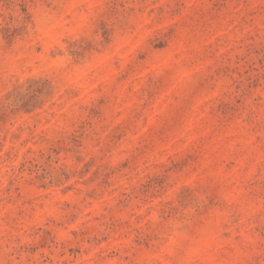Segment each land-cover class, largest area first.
<instances>
[{
	"label": "rangeland",
	"instance_id": "1",
	"mask_svg": "<svg viewBox=\"0 0 264 264\" xmlns=\"http://www.w3.org/2000/svg\"><path fill=\"white\" fill-rule=\"evenodd\" d=\"M0 264H264V0H0Z\"/></svg>",
	"mask_w": 264,
	"mask_h": 264
}]
</instances>
